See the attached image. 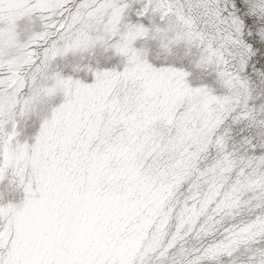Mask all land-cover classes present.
<instances>
[{
    "label": "snow or ice",
    "instance_id": "snow-or-ice-1",
    "mask_svg": "<svg viewBox=\"0 0 264 264\" xmlns=\"http://www.w3.org/2000/svg\"><path fill=\"white\" fill-rule=\"evenodd\" d=\"M0 264H264V0H0Z\"/></svg>",
    "mask_w": 264,
    "mask_h": 264
}]
</instances>
